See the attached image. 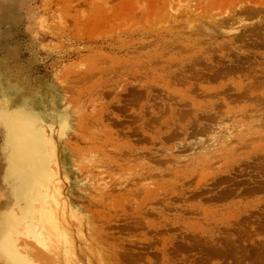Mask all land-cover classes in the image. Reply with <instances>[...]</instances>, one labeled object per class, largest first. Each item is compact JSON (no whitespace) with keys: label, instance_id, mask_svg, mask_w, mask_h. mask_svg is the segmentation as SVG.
I'll use <instances>...</instances> for the list:
<instances>
[{"label":"rangeland","instance_id":"rangeland-1","mask_svg":"<svg viewBox=\"0 0 264 264\" xmlns=\"http://www.w3.org/2000/svg\"><path fill=\"white\" fill-rule=\"evenodd\" d=\"M0 264H264V0H0Z\"/></svg>","mask_w":264,"mask_h":264},{"label":"bare ground","instance_id":"bare-ground-1","mask_svg":"<svg viewBox=\"0 0 264 264\" xmlns=\"http://www.w3.org/2000/svg\"><path fill=\"white\" fill-rule=\"evenodd\" d=\"M11 131L14 138L22 141L27 147L24 151H21L20 146L15 145L14 158L19 159L22 164V167L18 164V168L21 167L18 173L23 178L20 194L24 204L30 206L32 204V194L34 193L37 196L36 198L39 197L42 189L51 183V175H53L55 169L52 168L53 166L45 157L44 143L42 144L41 140L30 131L27 133V126L19 119H12ZM30 166L31 171L24 172L25 167ZM18 224L21 225L20 222Z\"/></svg>","mask_w":264,"mask_h":264}]
</instances>
